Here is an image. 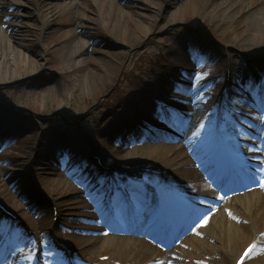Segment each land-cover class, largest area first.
<instances>
[{
	"label": "rangeland",
	"instance_id": "374dc122",
	"mask_svg": "<svg viewBox=\"0 0 264 264\" xmlns=\"http://www.w3.org/2000/svg\"><path fill=\"white\" fill-rule=\"evenodd\" d=\"M48 1L54 3L55 17L44 29L42 50L37 44L40 16ZM72 1L77 0H0V25L14 50L22 52V59L43 51L37 73L0 81V264H110L119 259L120 242L101 245L97 230L103 218L95 211H110L111 205H104L108 191L114 194L119 185L136 189L135 182L151 180L149 169L189 158L190 147L211 138L218 120L237 138L234 144L247 148L245 165L264 168V84L257 86L264 83V29L254 33L242 23L237 6L248 0L230 1L232 14H224V22L216 20L222 8L210 11L214 0H160L161 8L152 10L156 20L143 17L152 25L147 34L135 32L144 0H114V5H127L116 33L103 25L109 1L82 0V17L75 20L74 6L67 5ZM250 2L255 7L258 0ZM178 9L180 17L169 22ZM79 21L85 27L71 34ZM76 35L91 44L83 52L93 56L86 64L72 60L73 47L68 57L59 49ZM22 64L19 60L14 72ZM251 67L253 73L242 80ZM198 112L203 128L190 123ZM136 169L135 178L130 171ZM192 174L180 170L181 192L191 193ZM261 187L264 177L244 194L257 196ZM175 194L184 215L187 202ZM236 198L223 195L230 208L222 221L229 245L214 264H232L250 241L254 245L243 264H264V193L241 209ZM165 244L161 250L177 259L168 264H189L175 253L196 251L187 243ZM145 259L136 260L162 261Z\"/></svg>",
	"mask_w": 264,
	"mask_h": 264
},
{
	"label": "bare ground",
	"instance_id": "6f19581e",
	"mask_svg": "<svg viewBox=\"0 0 264 264\" xmlns=\"http://www.w3.org/2000/svg\"><path fill=\"white\" fill-rule=\"evenodd\" d=\"M107 1H109L108 9L106 12L108 14V17L104 20L102 19L103 25L109 31L112 30L114 33H116L117 30H119L121 17L126 13L125 10L127 5H114V0ZM230 1L233 0H214L209 5L210 11H216L218 8H222V10L216 15L217 21H221L222 19L224 22V20L228 16L224 18L223 15L232 14V4L230 3ZM239 3L243 4L244 2ZM67 5L74 6L73 20H75V16H77L76 19L78 17H82V13H80V11L85 5L84 1H72L68 2ZM160 5V0L157 2L154 0H144L145 8H143L139 12L138 15L140 19L135 22L136 34H147L151 30L152 25L146 23L143 17H147L151 21L156 20L155 18L157 17V15L153 14L152 10H155L157 8L160 9ZM237 7L239 8V11L241 13L242 23L246 27V30L260 34V31L264 29V18H262V14L264 13V0H258L255 7L250 2V0L245 2V4L241 5V7H239V5ZM2 14L3 13L0 12V15ZM180 14L181 9H178L173 12L167 19L169 22L177 21V18L180 17ZM222 16L224 19L222 18ZM54 17V3L52 1L45 2L44 10L40 16V19L42 20L43 24V30L40 33V36H42V38H39L37 42L38 46L40 48L42 47V50L45 47V42L43 40L44 29H46L47 26H50ZM2 23L3 22L0 16V24ZM84 27V22L79 21L76 24L72 25V29L70 30V32L71 34H74L77 30L83 29ZM72 47L75 49L74 53H72L73 55L70 54V49ZM90 47L91 44H89V40L87 37L83 36L79 38L76 35L74 41H66V43L59 49L64 50L65 57H68L70 54L73 58L71 59L74 60L75 63L77 61V63L81 65L86 64L87 62H89V60L93 58V56H91L90 58L86 55H83V52L89 49ZM184 48L186 49L185 45L183 49ZM16 51L17 50H14L13 48V41L9 38L8 32L6 31V29L4 30V28L0 25V81L2 82L21 77L32 76L33 74L37 73L43 66V63L37 60V57H40L43 54V51L39 50V52L36 53V57L24 55L25 59H22V52L19 49L18 53ZM19 60L23 63L22 70L16 73L17 71L14 72L15 68L13 69V67L19 62ZM252 70L253 68L251 67L248 70L244 71V73H242V80L246 79L248 77L247 75L252 74ZM87 73H92L90 68ZM203 121L204 120L202 114L198 112L195 115L194 120H192V122L190 123L194 125H199ZM149 134L151 133L148 132L144 133L143 135ZM213 138L215 142L219 143L223 141L224 137H222L221 134H214ZM239 148H243V145L239 146ZM202 154L203 150L199 147H190L189 158H186L185 160L182 159L183 161L173 159L170 163L158 165V170L156 168L149 169L147 172L150 173L153 179H151V181L149 182H146V184H144L145 188L141 189L142 197L146 199L148 206L155 205L152 209H156L158 207V200H160L161 203H164V192L166 189L170 191H178V184L180 182V170L185 171V174L189 171H192V187L190 188L191 194L188 198V202L196 204L197 213H200L201 216L203 215L202 217L200 216L201 218H198V222H196L195 224L192 223V221L197 216L193 215L190 211H188L185 216V219H180L176 222L174 221L173 224H169L168 226H166L161 225L160 223L155 221L157 219L153 221V217L149 213H145L146 211H142V213L137 216L136 222H144V225L141 226L140 229L136 228V230L137 232L143 233L147 237L146 239H144V237H137L135 235L127 237L124 234L113 236L108 234L109 230H111L109 227L104 229L105 227L103 228L101 225V227L97 229L101 231L100 233H102L100 242L101 245L108 244L111 240H117L120 242V245L116 247L119 253V259H116L114 262L111 261L110 264H146L142 263L144 260H136L137 258H140L144 255L146 256V259L149 257L152 258V260H156V258L159 257V259H162L161 264H168L171 262L175 263L177 259L171 257V254H173V252L161 250V248L157 247V245L151 243V240H156L158 243L161 244V241L164 240V235H168L167 230L171 233L172 239L182 238L184 240L181 241L182 243H185L186 241L188 247H190L191 250H196L195 253H189L186 249H181L178 253H175L176 256H182L184 258H187L189 260V264H214L216 261V257H219L220 255L225 254L227 252L225 251L224 247L226 245H229V239L226 236L228 230H226L225 226L222 225V221L224 220L223 217H226V214L230 208H228V206H225V203L224 205L223 203L219 205H211L215 204L213 202H215L217 198H219V191L216 196L213 194L211 195L209 192V189L211 190L212 186L210 184L209 179L207 178L206 170L202 169L203 166L201 165V163L204 160H202ZM139 171V169L131 170L130 174L136 177L138 175L137 172L139 173ZM128 180L127 178L123 179L124 183L128 182ZM94 181H97V177L94 178ZM245 185H247V182L245 180L242 181L241 179H239L228 183L226 187H229L230 189L236 191H240V187ZM195 191L197 192L195 193ZM47 192L48 194H50L49 191ZM253 197L255 198V196ZM248 198L249 197L243 196L241 199H238L240 201L243 200L244 203L236 204V208L241 209L242 207L248 206L247 201H244L248 200ZM0 204L3 205L1 200ZM204 204H206V206ZM95 212V215H100L98 211ZM191 223L192 225L190 226V231H186V234L184 233L185 235L181 234L182 228ZM138 225L139 223H137L136 226ZM130 226L136 227L135 225L131 224ZM133 227H131V229H133ZM120 232L122 231L120 230ZM255 236L257 237V235H254V237ZM92 237L93 235L88 236L87 240L90 241ZM40 264L51 263L50 261H48L47 263L43 262Z\"/></svg>",
	"mask_w": 264,
	"mask_h": 264
},
{
	"label": "snow or ice",
	"instance_id": "6c2138e0",
	"mask_svg": "<svg viewBox=\"0 0 264 264\" xmlns=\"http://www.w3.org/2000/svg\"><path fill=\"white\" fill-rule=\"evenodd\" d=\"M200 127H201V128H203V127H204V125H203V124H201V125H200ZM196 134H199V133H196ZM261 171H264V168H262V169H261Z\"/></svg>",
	"mask_w": 264,
	"mask_h": 264
}]
</instances>
